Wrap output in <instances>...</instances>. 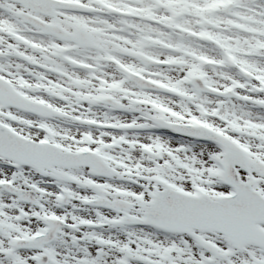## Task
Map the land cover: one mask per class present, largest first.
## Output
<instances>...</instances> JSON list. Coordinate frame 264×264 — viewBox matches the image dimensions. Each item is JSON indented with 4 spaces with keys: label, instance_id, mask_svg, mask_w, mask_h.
<instances>
[{
    "label": "snow or ice",
    "instance_id": "1",
    "mask_svg": "<svg viewBox=\"0 0 264 264\" xmlns=\"http://www.w3.org/2000/svg\"><path fill=\"white\" fill-rule=\"evenodd\" d=\"M0 264H264V0H0Z\"/></svg>",
    "mask_w": 264,
    "mask_h": 264
}]
</instances>
